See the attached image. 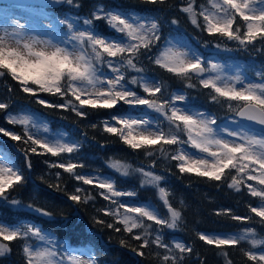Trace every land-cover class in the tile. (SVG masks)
Here are the masks:
<instances>
[{"label":"snow or ice","instance_id":"obj_1","mask_svg":"<svg viewBox=\"0 0 264 264\" xmlns=\"http://www.w3.org/2000/svg\"><path fill=\"white\" fill-rule=\"evenodd\" d=\"M50 2L80 7L79 0ZM145 2L164 5L167 0ZM180 11L195 27L210 36L234 41L245 49L250 46L255 49L259 43V50H264V0H206V4L199 6L196 0H182ZM43 19L48 23L41 26L45 34L40 36L34 34L35 29L27 20L4 18L10 21L11 30L6 24L3 34H0V77H11L18 82L23 93L36 98L43 107L70 110L80 117L87 116L86 109H113L121 102L132 109L143 106L155 115L150 116L148 111L139 116L131 112L113 114L111 121L115 124L103 121L104 131L117 136L133 150H144L152 158L150 168L155 167V157L160 156L177 161L176 167L182 174H195L215 182L230 179V189L236 192L246 189L251 197L259 199L257 206L249 205V208L259 218L258 223L264 225V71L256 73L260 82H251L239 73L231 77L221 75L223 64L206 62L187 45L176 47L171 41H165L166 46L161 47L159 17H142L98 6L90 17L51 18L45 14ZM98 20H103L113 30V38L97 31L95 21ZM177 23L176 19L171 20V24ZM60 25L64 28L61 29ZM144 58L173 74L187 88L197 87L193 83L196 80L199 86L211 90L209 98L213 102L227 103L229 111L235 113L237 119L231 121L235 127L218 124L212 114L189 106L186 94L168 92L163 81L146 77ZM40 93L58 96L63 102L56 104L39 98ZM181 103L183 107L178 106ZM9 108L10 101L0 100V111L7 113L6 122L21 127L22 133L4 127H0V133L29 145L25 150L26 157L28 153L72 156L82 147L80 141L66 140L63 133H51L49 127L38 123L34 115L13 114L7 111ZM168 146L174 147L169 151ZM84 166L72 159L50 165L63 169L85 185H95L104 190L100 194L112 206L100 211L112 216L115 223L123 227L106 224L101 219L96 223L106 224L116 232L123 230L133 234L134 230H139L133 238L141 241V249L155 245L165 250L162 256L156 253L160 264H185V254H192L194 249L181 241H173L170 245L163 238V229L175 230L181 220L180 211L169 201L170 192L161 186L164 176L143 167L131 169L129 165H110L121 176L127 177L134 171L139 174L142 187H154L167 209V215H161L148 203L129 205L122 202L121 197H133L136 193L118 189L111 177L76 172L78 167ZM27 167L31 168L30 162ZM56 175L59 177L60 174ZM25 180L23 171L14 160L0 152V200L12 205L20 204L16 199L9 200L8 192ZM82 192L83 189L76 188L69 199L82 203L94 198L90 194L82 196ZM36 211L51 216L42 209ZM226 211L230 213V210ZM231 218L236 221L253 220L252 216L232 215ZM145 221L161 226L155 230L154 236L150 231L152 225ZM197 235L206 245L218 249L247 242L251 247L242 249L247 260L264 264V250H253L264 246V237H258L253 228L243 229L238 234ZM33 238L41 242V246L27 242ZM18 239L25 241L26 264H98L92 250L70 248L41 227L27 223L0 225V257L10 253L9 244L5 242ZM133 251L139 256L145 255L143 251ZM222 254L227 256L226 252ZM226 264H231V261Z\"/></svg>","mask_w":264,"mask_h":264},{"label":"trees","instance_id":"obj_2","mask_svg":"<svg viewBox=\"0 0 264 264\" xmlns=\"http://www.w3.org/2000/svg\"><path fill=\"white\" fill-rule=\"evenodd\" d=\"M197 6L206 4V0H196ZM79 8L72 13L79 17H90L98 6L108 10H118L124 13H138L145 16L159 17L161 22V41H164L168 32H176L184 36L189 44L203 57L208 59L212 55L226 57L234 61L243 62L247 66L255 64L264 68V50L257 43L255 49L251 46L247 49L238 47L236 42L227 41L218 36H210L205 31L195 27L187 15L180 11L182 0H167L164 5L145 2V0H79ZM64 7L56 10L62 12ZM176 19L177 24H171ZM242 23V22H241ZM98 30L104 29L100 20L95 21ZM220 47H217V45ZM227 49V50H226ZM143 67L145 75L163 81L168 92L181 91L186 94L189 102L201 106L208 113L216 117L217 123L225 121L230 114L227 103H215L209 98L211 90L199 86L187 88L185 83L168 73L165 69L151 63L144 58ZM135 73H133L134 75ZM133 87V86H132ZM11 88V92H9ZM139 91V90H138ZM39 98L52 103H62L60 97L40 93ZM0 100L10 101L8 112L26 110L44 119L53 131L63 130L74 141H80L82 147L75 154L76 163H83L81 169L97 168L96 170L110 175L118 189L122 191H134L135 200L149 203L153 206L158 204L157 190L152 186H141L138 173L132 176L120 177L108 170L109 162L115 161L129 165L131 169L145 168L154 173L164 176L161 186L169 192V201L174 208L180 211L181 220L175 230L163 229L165 243L177 239L191 246L192 254H185V264H254L248 261L242 249H249V244L242 242L237 246H222L220 249L213 245H206L199 240L198 233H231L246 228H253L258 237H264V225L258 223L259 218L250 212L249 205L257 206L258 198L251 197L246 189L236 192L228 187L227 182L209 181L207 178L198 177L195 174H182L176 167L177 162L157 156L156 165L150 168L152 158L148 157L144 150H133L125 145L117 136L104 131L103 121L114 113L113 109H86V117L77 116L70 110L59 108H45L36 102V98L21 91L18 82L11 77H0ZM116 111V110H115ZM7 113L0 111V127L7 130L22 133L19 126L10 125L6 122ZM95 125V127H93ZM0 137L6 142H1V150L19 166L26 177L25 182L9 190V200L20 201L18 205L0 200V223L4 225H17L22 223L34 224L41 227L45 232L53 234L59 240H66L72 248L88 247L98 260V264H160L157 252L164 254V249H158L155 245L141 249V241L133 238L139 230L129 234L121 230L106 227L107 223L116 224L112 216H106L100 211L111 207L109 201L103 199L94 186L78 182L72 175L63 169L50 167L53 163L64 162L60 157L50 154L36 155L25 150L29 147L19 141H13L10 137L0 133ZM169 151L173 146H168ZM38 151H42L39 150ZM26 162L31 163L27 170ZM228 171V170H226ZM59 173V177L56 175ZM234 175L235 172L233 171ZM83 189L82 196L90 194L93 199L87 202L76 203L69 199L75 193L76 188ZM31 205V207H28ZM36 209H42L51 216L42 215ZM226 210H230V213ZM232 215L241 217L252 216V221H236ZM97 219L104 220L106 224L96 223ZM153 236L155 230L161 226L152 221ZM121 241H124L122 244ZM9 244L10 253L0 257V264H26L23 247L24 240L5 242ZM133 249L143 251L145 255L139 256ZM227 253V256L222 253Z\"/></svg>","mask_w":264,"mask_h":264},{"label":"rangeland","instance_id":"obj_3","mask_svg":"<svg viewBox=\"0 0 264 264\" xmlns=\"http://www.w3.org/2000/svg\"><path fill=\"white\" fill-rule=\"evenodd\" d=\"M62 7H64V10L62 12L58 13L54 9H47V8L37 7V6H21V7H19V6H16L14 4H10V5L3 4V5H0V34H3V28H4V26H6V24H7V26H9V30H11L10 21H5L4 18L20 19L21 22H24L25 20H27L32 25V27L35 29L34 34L43 36L45 33L42 30L41 26L42 25L46 26L47 23H48L47 20L43 19V16L45 14L47 16L51 17V18H56V17L64 18V17H68V16L79 17V16H76V15H74L72 13V11H75L76 8H72L71 6H69L67 4H64L63 6H61V8ZM113 11H118V10H114L113 9ZM135 14L139 15V16H142V17H151V16H145V15L138 14V13H135ZM80 18H85V17H80ZM100 22H101L102 26L104 27V29H102V30H98L97 29V31L102 33V34H104V35H106V36H108L110 39L113 38V36L115 35L113 30L111 28H109V26L103 20H100ZM201 22H202V20H201ZM59 27L61 29L64 28L63 25H60ZM165 41H171V44L175 45L176 47H183L184 45H187L188 47H190L193 50L197 51L195 48H193L189 44V42L187 41V39L184 36H182V35H180V34H178L176 32H170L169 31L168 34H167L166 39L164 41H160V46L161 47H165L166 46ZM154 52H155V50H154ZM201 57H202V55H201ZM202 59H203V57H202ZM203 60H205L206 62L223 64L225 67H224V70L221 73V75H225L226 74L227 76L231 77V76H235L237 73H239L241 76L246 77L247 81H251V82H260L259 78L256 76V73L258 71H264V68H262V66H257L255 64L247 66L243 62L234 61L228 55L226 57H218L216 55H212L208 59H203ZM213 75H215V73H213ZM145 76L148 77V78L154 79V78L149 77L147 75H145ZM154 80H156V79H154ZM174 92H179V93L183 94L181 91H174ZM186 103L189 106H191L192 108L196 109V110L207 112L201 106L189 102L188 99H187ZM178 106L183 107L184 104L181 103V104H178ZM145 111H148L150 113V116L151 115H155V113H151L150 110L145 109L143 106H138L135 109H132V108H130L127 105H123L122 102H121L116 107H114V113L113 114L120 115V114L131 112L132 115L139 116V115H142L143 112H145ZM17 113L34 115L33 113L28 112L26 110H19V111L13 112V114H17ZM230 115L231 116H229L225 121L221 122L220 125L227 124L229 128L235 127V125L231 123V121L236 119L235 113L234 114H230ZM111 116L107 117V119H105V120H109L111 123L115 124L114 121H111ZM34 118L41 125L46 124L48 126L47 122L44 119H42V118H40V117H38L36 115H34ZM5 120H6V118H5ZM51 133L56 134V135H59V134L63 133V134H65L64 138L66 140L74 141L63 130H58V131L51 130ZM41 134H43V133L41 132ZM0 152L4 153L1 149H0ZM60 158L65 163L68 161V159H72L73 162H76L75 155L69 156V154H62L60 156ZM112 164H118V165H124V164H121V163H118V162H115V161H111V162H109L108 170L113 172V173H115L116 175H118L120 177H125V176H121L112 167H110V165H112ZM96 169L97 168H94V169L93 168H91V169H81L80 174L87 175V176L111 177L110 175H107L106 173L100 172V171H98ZM132 173H134V171H132ZM132 173H131L130 176H132ZM78 182L83 183L82 181H78ZM249 183H254V182H249ZM90 186L96 187L95 185H90ZM96 188L98 190H101L100 193L102 191H104L102 189H99L98 187H96ZM120 200L122 202H125V203L129 204V205H131V204H145V202L141 203V202L135 200V196H133V197H127V196L121 197ZM109 203H110V201H109ZM154 207H156L159 210L161 215H167V209L163 206L162 201H161L160 198L158 199V204H156ZM121 211H123V210H121ZM22 224H25V223H22ZM0 225H4V224L0 223ZM134 231H137V230H134ZM241 232H242V230L237 231V232H231V233H215V234L225 235V234H233V233H237L238 234V233H241ZM47 233H49V232H47ZM56 240L59 241V243L67 245V246L70 247V245H68L66 240H59L58 238H56ZM173 241H179V240H177V239L171 240L170 245L172 244ZM27 242L29 244H36L37 246H41V242L35 240L34 238L29 240V241H27ZM250 247H251V245L249 244V248ZM70 248H72V247H70ZM73 249H89V248L88 247H81V248H73ZM253 250L256 251V252H260V251L264 250V246H260V247H258L256 249H253Z\"/></svg>","mask_w":264,"mask_h":264},{"label":"water","instance_id":"obj_4","mask_svg":"<svg viewBox=\"0 0 264 264\" xmlns=\"http://www.w3.org/2000/svg\"><path fill=\"white\" fill-rule=\"evenodd\" d=\"M0 4H15L16 6H41L45 8H58L63 4H52L50 0H0ZM237 118V117H236ZM0 140L5 141L0 137Z\"/></svg>","mask_w":264,"mask_h":264}]
</instances>
